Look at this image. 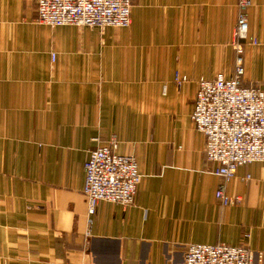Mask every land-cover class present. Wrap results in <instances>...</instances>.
Wrapping results in <instances>:
<instances>
[{"label": "crops", "instance_id": "obj_1", "mask_svg": "<svg viewBox=\"0 0 264 264\" xmlns=\"http://www.w3.org/2000/svg\"><path fill=\"white\" fill-rule=\"evenodd\" d=\"M130 1L128 25L98 27L0 0V264H180L186 243L217 241L264 264V161L239 165L223 181L238 199L219 203L190 118L198 77L232 74L236 0ZM247 25L242 80L264 88V0ZM111 134L139 181L88 221L82 163Z\"/></svg>", "mask_w": 264, "mask_h": 264}, {"label": "built area", "instance_id": "obj_2", "mask_svg": "<svg viewBox=\"0 0 264 264\" xmlns=\"http://www.w3.org/2000/svg\"><path fill=\"white\" fill-rule=\"evenodd\" d=\"M39 23L103 27L126 26L130 22V0H34ZM236 17L230 46L234 51L232 74L217 71L212 77L199 76L190 118L204 137L205 159L215 162L213 173L221 177L214 196L229 204L238 196L224 191L223 181L235 169L253 160L264 161V88L242 80V40L256 43L247 35V10L251 0H236ZM54 54L50 53V59ZM184 75L174 73L179 83ZM82 193L86 212L91 215L99 200L123 205L133 202L139 181L136 160L131 153L117 151L113 134L88 150L82 163ZM252 251L245 243L188 242L180 264H250Z\"/></svg>", "mask_w": 264, "mask_h": 264}]
</instances>
